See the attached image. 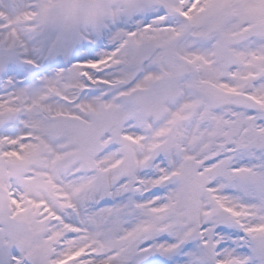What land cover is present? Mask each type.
Listing matches in <instances>:
<instances>
[{
    "label": "snow or ice",
    "instance_id": "6c2138e0",
    "mask_svg": "<svg viewBox=\"0 0 264 264\" xmlns=\"http://www.w3.org/2000/svg\"><path fill=\"white\" fill-rule=\"evenodd\" d=\"M0 264H264V0H0Z\"/></svg>",
    "mask_w": 264,
    "mask_h": 264
}]
</instances>
